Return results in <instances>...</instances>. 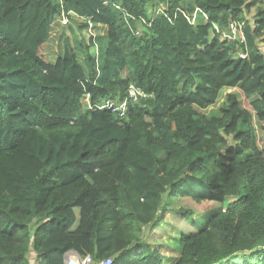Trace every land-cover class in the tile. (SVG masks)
Listing matches in <instances>:
<instances>
[{"label": "trees", "instance_id": "1", "mask_svg": "<svg viewBox=\"0 0 264 264\" xmlns=\"http://www.w3.org/2000/svg\"><path fill=\"white\" fill-rule=\"evenodd\" d=\"M260 42L264 0H0V264H166L144 238L175 199L218 206L175 264H264Z\"/></svg>", "mask_w": 264, "mask_h": 264}, {"label": "rangeland", "instance_id": "2", "mask_svg": "<svg viewBox=\"0 0 264 264\" xmlns=\"http://www.w3.org/2000/svg\"><path fill=\"white\" fill-rule=\"evenodd\" d=\"M255 13L256 12L253 11V13L249 17H247L252 22L254 21ZM75 20L77 21V25H79V23H83L81 19L76 18ZM65 31L67 37L72 39L70 35L71 32L68 30V27H66ZM88 32L96 35H98L99 33L100 35H106L107 29L98 31L96 30V27L90 28L89 25L87 33ZM59 33H61L60 29L53 31L52 38L47 47V55L50 61H54L57 52L59 51V42H60L58 37ZM225 37H228V35H225ZM231 38L233 40L234 38H236V36H232ZM241 38L238 36L236 40L243 41V36H241ZM259 45L261 47H264V43L262 42H260ZM94 54L98 55L97 47L94 48ZM231 92L233 91H229V90L224 91L218 101V104L210 108L209 110L205 111V114L208 117L218 115L220 113L223 104L226 101L227 95ZM256 98L257 97L246 99L241 95L242 102L247 109H251L250 104ZM85 104L90 105L89 98L85 99ZM254 128H255V145H257L264 153V124H260L258 120L255 119ZM167 203L169 209L171 208L172 211L169 213V215H167L164 224L158 227L157 230H155L151 234H149L148 230H146L145 231L146 237L144 238V240L147 241L148 244H150L153 248L159 249L166 264H175L179 261L181 256L182 247H181L180 238L185 235L199 233L202 230V228L207 224L208 219L211 217V215H214V212L218 206L210 202L198 204L188 199H175L171 202L167 201ZM180 210L192 211L194 213V216L189 218H183L182 216H179L177 213H175V211L180 212ZM76 212L79 215L80 211L76 210ZM78 224H79V220L76 223L75 227H77ZM74 255L75 253H69L67 255L66 257L67 264H69V259H71V257Z\"/></svg>", "mask_w": 264, "mask_h": 264}, {"label": "built area", "instance_id": "3", "mask_svg": "<svg viewBox=\"0 0 264 264\" xmlns=\"http://www.w3.org/2000/svg\"><path fill=\"white\" fill-rule=\"evenodd\" d=\"M61 22H62L63 26H68V24H69L68 23L69 22L68 16L64 15L63 18L61 19ZM92 27H93V25L90 24V28H92ZM216 29H218V28L216 27ZM232 36H236V38L238 36L240 38H241V36H243V40H244L243 27L241 25L238 26L236 24H233L231 26V37ZM228 37H229V35H228ZM236 38H234V39H236ZM241 57L246 58L247 55L242 54ZM145 96L146 95L140 89L132 86L128 92V98L127 99H125L124 101L119 102V103L115 102L114 100H108L103 104V106L101 108L113 109L114 111L118 112L120 114V116L122 117L126 114V111L128 110V106L130 103H138L139 100ZM111 263L112 262H110V261H105V262H101L99 264H111ZM69 264H95V262L90 256H88L86 258H81L77 254H75L74 256L71 257V259H69Z\"/></svg>", "mask_w": 264, "mask_h": 264}, {"label": "bare ground", "instance_id": "4", "mask_svg": "<svg viewBox=\"0 0 264 264\" xmlns=\"http://www.w3.org/2000/svg\"><path fill=\"white\" fill-rule=\"evenodd\" d=\"M115 102H116V100H115Z\"/></svg>", "mask_w": 264, "mask_h": 264}]
</instances>
